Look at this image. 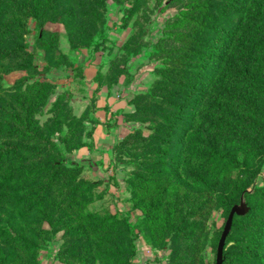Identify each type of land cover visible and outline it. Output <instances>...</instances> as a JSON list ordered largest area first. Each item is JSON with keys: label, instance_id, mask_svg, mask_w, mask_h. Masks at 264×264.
<instances>
[{"label": "rangeland", "instance_id": "374dc122", "mask_svg": "<svg viewBox=\"0 0 264 264\" xmlns=\"http://www.w3.org/2000/svg\"><path fill=\"white\" fill-rule=\"evenodd\" d=\"M259 1L41 0L0 38V147H15L0 224L38 245L5 230L0 264L243 263L230 232L248 203L217 193L264 184L245 134L264 97L241 73L264 81L262 52L243 47L264 43L248 34L264 28ZM223 31L234 39L210 72Z\"/></svg>", "mask_w": 264, "mask_h": 264}, {"label": "trees", "instance_id": "16d2710c", "mask_svg": "<svg viewBox=\"0 0 264 264\" xmlns=\"http://www.w3.org/2000/svg\"><path fill=\"white\" fill-rule=\"evenodd\" d=\"M40 1L41 0H0V38L7 39L13 34V32H15V30H22L24 28L25 19L30 14H37V7ZM262 8H264V0H260L257 3L256 7L253 9L254 14L263 16L262 12L260 11ZM237 25L238 23H235L234 29ZM233 32L234 31L222 32L224 33L223 35L225 38L218 47L214 48L215 50L212 52V57L209 58L208 63L205 65L208 71L212 72L214 67L219 65L226 57L231 46V42L234 39V34H232ZM248 34L253 36L256 34L264 40V28H261V31H248ZM243 47H246L251 55H253V53L262 52V57L264 58V43L252 42L248 44L246 42L244 43ZM258 48L263 50L259 51ZM2 54L3 53L0 50V58H3ZM241 73L244 75V77H248L250 80V85H254V90L257 92L255 97H264V81L260 83L255 79L257 72L253 71L250 63H247L246 71ZM251 108L254 111H259L261 115L260 117L251 119L246 123V127L248 128L246 132L248 134H245L249 135L247 140L250 138L251 141H249L253 143L254 149H259L261 152V157L257 162L259 163L260 169L264 164V143H262V140H264V107L260 106L258 108L257 105H254ZM0 112H4V110L0 108ZM13 151H15V147H0V171L2 170V163L10 157ZM20 176L21 175L16 174L14 177V182H11L9 185L11 188L14 187L13 189L15 190V194L19 193L17 192V189L19 188L18 186L21 182L19 178ZM3 180H6V185H8L7 182L11 180L10 174L4 177ZM34 184L35 183H33V186ZM27 194L30 195L32 192H28ZM217 194L219 200L224 202L226 205H233L237 201L239 202L241 200L242 195L244 196V199L248 203L249 211L245 215L235 216L232 230L230 232V238L233 242L232 247L238 245L237 243L241 242L242 240H244L246 247L245 251L243 249V251H238L237 253L235 252L233 253V256L235 259L241 261V255H245V259L241 264H264V204L257 203L256 200H253V198L256 196L264 198V184H255L251 189H247L246 187L237 188V195H235L236 199H233V197H227L224 191H218ZM35 197L37 199L36 193H33V199H35ZM22 200L23 198L19 196L18 201H16L14 204L19 207L22 205L24 206L25 201ZM37 202L38 201H32L30 206L35 207ZM11 228L12 227L9 225V223H7L5 226L0 224V238L3 236L4 231L8 230L5 235L7 244H16L21 250L31 252L33 254L38 252V245L35 243V240H33L31 237L27 239L23 238L19 232L14 233L11 231ZM244 231L247 232V238L241 236V232L244 233Z\"/></svg>", "mask_w": 264, "mask_h": 264}]
</instances>
